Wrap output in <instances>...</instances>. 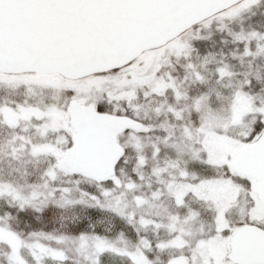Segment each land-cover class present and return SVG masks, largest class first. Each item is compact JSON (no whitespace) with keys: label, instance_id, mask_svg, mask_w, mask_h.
Wrapping results in <instances>:
<instances>
[{"label":"snow or ice","instance_id":"6c2138e0","mask_svg":"<svg viewBox=\"0 0 264 264\" xmlns=\"http://www.w3.org/2000/svg\"><path fill=\"white\" fill-rule=\"evenodd\" d=\"M0 264H264V0H0Z\"/></svg>","mask_w":264,"mask_h":264}]
</instances>
